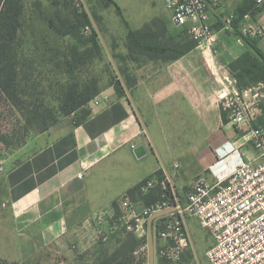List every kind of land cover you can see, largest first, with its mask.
Returning <instances> with one entry per match:
<instances>
[{"label":"crops","instance_id":"0c3cea01","mask_svg":"<svg viewBox=\"0 0 264 264\" xmlns=\"http://www.w3.org/2000/svg\"><path fill=\"white\" fill-rule=\"evenodd\" d=\"M112 2L104 7L105 21L120 43L129 28L141 37H165L173 25L165 0ZM243 4L220 0L211 18L219 38L214 48L197 45L158 62L148 55L139 61L124 56L133 77L127 85L131 102L124 89L116 92L113 84L106 85L81 121L55 127L37 138L35 150L5 160L0 166V218L12 221L25 236L36 230L44 243L65 246L82 240L97 224L106 228L113 222L110 227L120 229L118 199L129 191L136 206L150 203L151 196L139 195L135 186L158 178L160 171L185 197L197 176L210 178V168L221 172L234 164L235 156L225 158L224 166L217 163L220 146L228 140L240 144L230 124H224L215 97L223 75L229 74V62L246 47L234 30H220L222 17L236 14V28L257 37L256 47L264 55V6L255 4L244 17L237 14ZM256 30L261 33L254 35ZM119 51L124 55L125 48ZM138 144L146 150L141 158L133 152ZM129 233L140 239L144 228Z\"/></svg>","mask_w":264,"mask_h":264},{"label":"rangeland","instance_id":"374dc122","mask_svg":"<svg viewBox=\"0 0 264 264\" xmlns=\"http://www.w3.org/2000/svg\"><path fill=\"white\" fill-rule=\"evenodd\" d=\"M84 2L126 86L133 77L124 56L139 61L148 55L158 62L172 55L173 49L181 51L192 44L186 33L173 25L165 37L163 33L162 38L152 36L146 40L170 47L165 50L142 49L127 38L120 43L121 39L107 30L104 7L109 3ZM83 12L86 10L81 0H22L14 44V80L6 92L0 87V166L5 160L35 150L37 138L44 133L67 122L81 121L101 90L120 82L87 12L90 23L82 25ZM91 28L95 40L90 37ZM119 48H125L124 55ZM259 90L264 95V83ZM223 122L228 119L224 117ZM230 129L238 144L245 141L240 139L243 131L231 124ZM187 223L197 258L189 244L177 258L155 254L154 264H209L205 252L213 245L212 238L196 217ZM112 224L106 228L97 224L82 240L58 246L44 243L36 230L29 229L25 236L12 226V221L0 218V264H148L147 253L134 254L147 243L145 233L138 239L123 228L112 229Z\"/></svg>","mask_w":264,"mask_h":264},{"label":"built area","instance_id":"2783aa9c","mask_svg":"<svg viewBox=\"0 0 264 264\" xmlns=\"http://www.w3.org/2000/svg\"><path fill=\"white\" fill-rule=\"evenodd\" d=\"M255 2L264 6V0ZM164 4L171 12L172 24L185 29L196 46L214 48L218 44L211 18L219 11L220 0H165ZM236 18L234 13L222 17L220 30L233 31ZM241 33L252 35L247 28ZM260 33L256 30L254 35ZM237 39L242 42L239 36ZM260 85L262 83L240 89L230 72L223 75L216 103L228 123L244 132L240 139L245 141L235 146L228 140L220 146L216 150L217 163L235 156L234 164L221 172L210 168V178L197 176L185 197L181 199L178 195L181 206L152 221L155 254L177 258L190 244L186 218L196 217L213 240V245L205 252L209 264H264V128L252 125L264 100ZM77 177L81 178L82 173ZM156 187L160 189L159 196L150 204L136 206L129 191L118 199L116 219L126 232L144 228L147 237L148 218L176 205L166 175L163 179L146 178L135 190L145 196ZM141 253H148L147 243L134 251V254Z\"/></svg>","mask_w":264,"mask_h":264},{"label":"trees","instance_id":"16d2710c","mask_svg":"<svg viewBox=\"0 0 264 264\" xmlns=\"http://www.w3.org/2000/svg\"><path fill=\"white\" fill-rule=\"evenodd\" d=\"M107 3H113L112 0H102ZM256 4L255 0H244L243 6L238 10V15L242 16L246 12H252V8ZM117 12L120 13L118 7H116ZM22 15V0H0V87L6 92V88L12 84L15 75V52L14 44L16 41L17 31L19 28L20 17ZM84 21L82 25L89 24V19L86 12H83ZM125 25L127 23L125 22ZM235 35L239 36L244 45L245 51L240 54L237 58L229 62L228 70L230 74L235 78L237 86L240 89H244L247 86L255 85L257 83H264V55L256 47L257 37L244 36L236 28L235 21L232 24ZM186 33L185 29L180 28ZM91 39L95 40V31L91 28ZM187 38L192 43L186 49L177 51L172 55H169L165 60L174 59L178 55L185 53V51L190 50L196 43L189 38L186 33ZM149 37H152L151 35ZM127 39L132 41L133 44L137 45L139 48L150 50L153 48H160L165 50L170 48L164 45H156L146 41L148 37L140 36V33L132 29H128ZM178 48V47H174ZM113 87L116 92H124L120 82L117 80L113 83ZM261 112L252 122L254 127L264 128V100L261 105ZM223 119L225 117L222 113ZM86 115V113H85ZM85 117V116H84ZM82 120V119H81ZM158 179H163L165 177L162 171L159 172L157 176ZM160 189L156 187L146 196H151L148 202H153L159 196ZM180 197V196H179ZM182 199V197H180ZM148 203V204H150Z\"/></svg>","mask_w":264,"mask_h":264},{"label":"water","instance_id":"95a60500","mask_svg":"<svg viewBox=\"0 0 264 264\" xmlns=\"http://www.w3.org/2000/svg\"><path fill=\"white\" fill-rule=\"evenodd\" d=\"M81 2L83 3L84 8H85V10H86V12H87V14H88L90 20H91V23H92V25H93V27H94L96 33L98 34L99 39L101 40V42H102V44H103V46H104V48H105V50H106V52H107V54H108L110 60H111L113 66H114V68H115V71H116V73H117L118 78L120 79V82H121V84H122V87H123V89L125 90V92H126L128 98H129V100H130V102H131V98H130V94H129L128 88H127V86L125 85V83L123 82V80L121 79V76H120V74H119V72H118V70H117V68H116V66H115V64H114V62H113V60L111 59V56H110L109 51H108V49H107V47H106V45H105V42H104V40H103L101 34L99 33L98 28H97V26H96V24H95V22H94V20H93V18H92V16H91V14L89 13L88 8H87V6H86L84 0H81ZM133 152H134V155H135L137 158H141V157H143V156L146 154V150H145V147H144L143 144H138L137 146H135V147L133 148ZM166 176H167V178H168V181H169L170 184H171V187H172V190H173L174 197L176 198V205H175V206H172V207H169V208H166V209H163V210H161V211H158V212L153 213V214L148 218V220H147L146 227H147V249H148L147 257H148V264H154V255H155V253H154L153 233H152V228H151L152 221H153L156 217H158V216H161V215L167 214V213H169V212L175 210L176 206H178V207L181 206L180 200H179V198H178V193H177V191H176V189H175V186H174V184H173V182H172V180H171V177L168 175V173H166ZM185 226H186V225H185ZM186 230H187V235H188L189 242H190V244H191V246H192V248H193V251H194L195 257L197 258V254L195 253L194 243H193L192 237H191V235H190V232H189V229H188L187 226H186ZM198 264H199V263H198Z\"/></svg>","mask_w":264,"mask_h":264},{"label":"bare ground","instance_id":"6f19581e","mask_svg":"<svg viewBox=\"0 0 264 264\" xmlns=\"http://www.w3.org/2000/svg\"><path fill=\"white\" fill-rule=\"evenodd\" d=\"M221 169V168H220Z\"/></svg>","mask_w":264,"mask_h":264}]
</instances>
